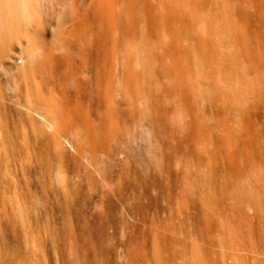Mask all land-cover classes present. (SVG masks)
Wrapping results in <instances>:
<instances>
[{
	"label": "rangeland",
	"instance_id": "374dc122",
	"mask_svg": "<svg viewBox=\"0 0 264 264\" xmlns=\"http://www.w3.org/2000/svg\"><path fill=\"white\" fill-rule=\"evenodd\" d=\"M25 1L0 0V264H150L167 196L188 222L167 235L170 264H194L192 251L204 264H264L263 206L238 184L264 151V0H125L120 55L133 111L144 113L124 142L111 119L121 135L108 158L91 154L78 125L106 117L91 78L112 63L108 1ZM31 31L49 47L66 40L72 73L60 89L41 86L43 104L23 78ZM228 147L248 163L233 167Z\"/></svg>",
	"mask_w": 264,
	"mask_h": 264
},
{
	"label": "bare ground",
	"instance_id": "6f19581e",
	"mask_svg": "<svg viewBox=\"0 0 264 264\" xmlns=\"http://www.w3.org/2000/svg\"><path fill=\"white\" fill-rule=\"evenodd\" d=\"M18 1H20V0H18ZM21 1H22V4H24V2L26 4L25 0L24 1L21 0ZM107 1H108L107 5H106V7L108 9L107 18L109 19V21L113 25V35H112L113 37H111V42L109 43L110 47L108 49V52H109L110 56H112V58H113L114 55H115L114 59H116V57H117V59H118L117 62L119 64V66L115 67L112 64L114 60H112V58L110 57L111 60H112V61L110 60V62H112V63L104 64L106 62H103L101 67L98 66L99 69L95 73L94 77L91 76L93 79L90 77L91 81L93 82V89H94L95 94L97 95V98L100 96V94H101V96L103 98L102 99L103 100L102 103L104 104V107L106 108V111H105L106 117L102 119V118L99 117L100 116L99 115L96 118V117L93 116V113H92V115L90 114L89 116L83 117L80 120V122H78V125H80L79 128H81V130H82V134L84 135L85 140L87 141V144H88L89 150L91 151V154L94 153V150H99L103 155H106L107 158H108L110 153L113 150V145H110V141L113 140V141H116L117 143H119L118 141L120 140V138L121 139L123 137L125 138V136L127 134H129L130 129L127 127V125H129L128 122H131L130 123V124H132L131 126H133V124H136V126L138 127V130H139L140 129L139 127L142 124L141 121L143 120L142 119L143 117L140 118V115H141V113H144V112L141 111V113H140L139 109H138L137 113H135L133 111V109H135V108H133L132 106L135 105L136 103L135 104L132 103L134 100L132 101L130 99V97H129L130 94H128L129 90H127V83H126V81H127L126 77L127 76L124 73L125 72L124 70H126L125 69V64L127 65V63H125V55L124 54L120 55V50H121L120 47L122 45L126 46V41H127V39H126L127 36L124 35V31L122 33L120 32V30H122L124 28L123 24H124V20H125L124 18H125V14H126V2L127 1L126 2H125V0H107ZM26 34H27V36L25 35V37H27L26 49L29 52L30 64H29V68L27 69V71L24 72V76H23L24 83H25V85L27 87H29V89H31L30 88L31 85L33 86V88H34L33 90H35V92L37 94V97L39 99V102L43 104V100L44 99H43V97L41 95L42 94L41 92H42V89H43L41 87L42 85H44L45 88L47 87L49 92H50L51 90L54 91L59 86V85L57 86V84H58V82L60 80H69V79H71L72 73L66 71V70L69 69L68 65H70V63L68 61L69 60L68 59L69 56L67 57L68 54L63 53L62 50H61V49H65L64 47L66 46V40L61 38L60 41L58 43H56V45H54L55 44L54 43L52 45L53 47H49L50 45L48 46V45H46L45 42H42V41L37 39L39 37H38V33L36 31L32 32L31 34L30 33L29 34L26 33ZM94 45H95V42H94ZM55 49L61 51V53H59V51H58V54H57L56 53L57 51H55ZM128 69H129V67L127 68V70ZM259 88H260V92L264 94V81L260 82ZM59 89H60V86H59ZM138 91H140V90H138ZM138 91H137V93H138ZM132 92H135V91H132ZM116 96L119 97L120 101H118L117 99L116 100L118 102L116 100H114V97H116ZM134 97H132V98H134ZM115 101L117 103H120V104L123 102L124 104L123 103L122 104L125 105V106H123L122 104L121 105H122V107H125V109L121 108V105H118ZM51 102L52 101L49 102V104H50L49 106H51V108L49 107L50 110H52L54 108L53 107V102L52 103ZM136 102H138V99H137ZM92 103L95 104V105H92L93 107H95L94 109H100V107H98L99 105L97 103H95L93 100H92ZM113 103L115 104V108L114 109H113V106H114ZM137 106L138 105H136L135 107H137ZM137 108H140V107H137ZM95 112H97V111L95 110ZM56 114H57V112H56ZM56 114H55V116H56ZM145 114H147V112H145ZM111 119L121 123V125L118 123L119 127L122 126L121 129L124 127V129H123L124 133L122 134V137L120 136V138H119V135H121L120 134L121 132L119 133L118 131H121V130L117 131V129L114 128V126L112 125L114 123L113 122L111 123ZM71 120L73 121V115H71ZM147 120L149 122H151V119L150 120L147 119ZM147 120H144V121H147ZM148 121H147V123H148ZM140 122H141V124H140ZM115 125H116V123H115ZM134 126H133V128H134ZM136 126H135L134 129H136ZM179 126L181 127L182 130L186 129V125L185 124H179ZM143 127L145 128V125ZM133 128H132V131H131V135H132V132L135 131V130L133 131ZM144 128H141V129H144ZM116 131H117V133H116ZM140 131L141 130H139V132ZM139 132L136 130V132H134V134H133L134 137L138 136L140 134ZM145 132H146V129H145ZM151 132H152V130H151ZM118 133H119V135H118ZM132 137H130V139L127 138V140L125 142L127 143V141L129 142L130 140H133L134 138L132 139ZM139 137H138V139H139ZM148 138H150V137H148ZM151 139H152V137H151ZM134 140H135V142H138V141H136V138ZM122 141H123V139L121 140V142ZM155 142H157V141H155ZM149 143L151 144V142H149ZM153 143H154V141H153ZM124 145H121V146H118V147H122L123 146V148H124ZM123 148L119 149V148H117L115 146V150L119 151V153H124ZM228 148L229 149L227 150V156L226 157H227V159H229L232 162V166L233 167L237 166L238 161H239L238 164H240V165L241 164H245L246 165V163H248L247 159H246L247 157L246 158L242 157L241 152L238 149L232 148V147H228ZM263 152H264L263 150H260V155L259 156L261 157V160H258L257 166H251L250 167L248 165L245 168V171L240 173L239 181H238V184L240 183L239 184V188L241 189V191L244 194V196H246V197H244V198H246L245 200L251 202L253 207L259 209V211H260L262 206H263L262 210H264V153ZM251 161H254V159H251ZM251 189H254V190L252 191ZM245 193H249L250 195L247 196V194H245ZM173 199L174 198L172 196H167V198H166V200L168 201L167 211L169 213V216L164 218L161 215L160 216L161 219H160V217L157 218L159 224L155 223L153 225L150 222L153 225V227H154V235H152L153 239H152L151 245L148 243V246L150 245V248H151V251H152V257L149 259L152 263H150V264H170L169 261H170L171 258L169 259V256H168L169 248L171 247V245L173 247L175 245V244H173L174 241L171 244V241L173 239L171 240L170 238H172L171 236L174 235V234H177V233L181 234V231H183V230H185L187 228L186 227L187 224H188L187 215H186V213L183 210V209H185V205L184 204L182 205V211L179 213V214H181V215H179L180 219L177 221L176 220L177 218L175 219V215H176L175 213H177L176 209H175V213H174L175 215L173 214V208H174V206H172ZM255 208H253V209H255ZM263 212L264 211H262V213ZM261 215H262L261 217H263L264 213L261 214ZM153 218H154V216H153ZM153 218L151 217V220ZM151 220H149V221H151ZM144 222H145V220H144ZM144 222L142 220L143 224H144ZM155 222H157V221H155ZM200 223H201V221H200ZM224 225L225 224L223 223V226ZM141 226H140V229H141ZM144 227H142L141 232H143L142 230H145ZM149 227H150V225H149ZM220 227H222V226H220ZM150 229H151V227H150ZM141 232H140V236H141V234L145 233V231L143 233H141ZM229 232H231V231H229ZM168 233L170 234V238L167 237ZM142 236H144V234ZM183 238H184V240H182V243H180L181 246L179 245V247H181L182 250H185L186 247H187V246H185L187 244V242L185 243V240H186L185 238L186 237L183 236ZM140 240H141V238H140ZM177 240H178V238H177ZM208 246H209V244H208ZM146 247H147L146 246V242L145 241H141L140 248L146 249ZM222 255H223V252H222ZM224 256H225V254H224ZM191 258L194 259V264H204L203 261H202V255L201 256L199 255V257L196 258V257H194V252L192 251ZM149 260L147 259V260H145V262L147 261L146 263H148ZM177 261H178V258H177ZM222 262H224L223 259H222Z\"/></svg>",
	"mask_w": 264,
	"mask_h": 264
}]
</instances>
